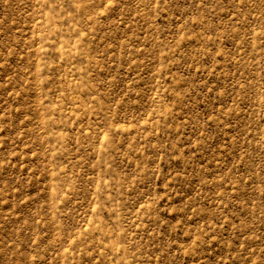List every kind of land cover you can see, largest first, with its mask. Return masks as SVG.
I'll list each match as a JSON object with an SVG mask.
<instances>
[{
	"label": "rangeland",
	"instance_id": "obj_1",
	"mask_svg": "<svg viewBox=\"0 0 264 264\" xmlns=\"http://www.w3.org/2000/svg\"><path fill=\"white\" fill-rule=\"evenodd\" d=\"M0 264H264V0H0Z\"/></svg>",
	"mask_w": 264,
	"mask_h": 264
}]
</instances>
